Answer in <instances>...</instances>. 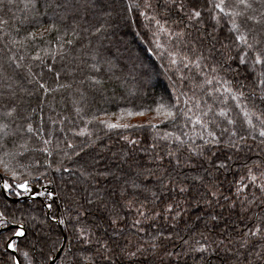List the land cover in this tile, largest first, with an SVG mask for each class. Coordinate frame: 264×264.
Listing matches in <instances>:
<instances>
[{"label":"snow or ice","instance_id":"obj_1","mask_svg":"<svg viewBox=\"0 0 264 264\" xmlns=\"http://www.w3.org/2000/svg\"><path fill=\"white\" fill-rule=\"evenodd\" d=\"M24 3L36 14L20 23L33 31L17 39L21 29L3 31L0 18L4 49L20 50L0 62V151L15 160L31 143L38 155L36 167L18 164L26 172L0 169V192L32 197L0 207V264H264V0H144L126 9L154 8L158 30L175 38L162 66L179 75L146 108L163 118L162 133L158 123H113L94 110L114 65L84 40L103 33L115 0H44V13L37 0ZM48 34L42 51L52 63L31 46ZM160 47L149 51L163 60ZM132 70L147 86L149 69ZM52 104L64 107L46 120L42 106L55 113ZM99 125L150 139L119 135L113 151L88 131ZM9 142L23 151H5ZM41 179L54 187L38 190Z\"/></svg>","mask_w":264,"mask_h":264},{"label":"trees","instance_id":"obj_2","mask_svg":"<svg viewBox=\"0 0 264 264\" xmlns=\"http://www.w3.org/2000/svg\"><path fill=\"white\" fill-rule=\"evenodd\" d=\"M143 2L144 0H115L114 10L108 9V11H111V14H113L114 17L110 18V23L105 26V30L103 31V33L96 34L95 37L87 36V38L84 40V43L88 44L89 42H91V46L99 49L100 55L114 65L112 73H109L111 79H109L108 76L104 77V88L101 89L100 93H97L95 96L94 110H102L97 111V114L100 115L102 119H106L109 122L113 123H130L134 125L143 124L147 121L158 123L159 130L162 133L166 130V125L164 122H162L163 118L160 117L159 120L154 119L155 113L147 112L146 108L148 106L155 108L153 100H158L161 97H165L166 94L171 93L172 89L169 76L175 78L179 75V73H177L175 70V66L173 67L171 72L168 71L167 67L162 66L168 64L167 49L170 47L175 38H172V40H170L167 35L155 37V31L158 30L157 24H155L154 26L153 19H150L149 21L145 19V16L140 15V11L145 10L146 14H149L150 17H152L153 15H155L154 8L146 10L141 7L139 10H126L133 4L138 3L142 5ZM150 3H152L153 5H157L163 3V0H150ZM37 4L39 12L44 13L46 11L44 7V0H37ZM35 14L36 13L32 12L30 9H26L24 0H13L12 5H8L5 0L4 5L0 7V18L8 21V27H4L3 31L7 32L10 28H19L21 29V31L16 38L19 39L20 37L25 36L27 31H33V29L27 24H21L20 21L22 20L24 15L34 16ZM205 15L207 16V14ZM89 18L93 19L92 17ZM39 19L42 23L47 21V17L44 15H41ZM157 19H159L158 16ZM93 22H95L94 19ZM97 26H99V24H97ZM162 34L164 33L162 32ZM50 37H54V34H48L47 36H45L44 43H40L38 40L31 42V46L33 48L41 49V51L39 52L41 56L48 55V63L53 62L51 55L45 53L44 51H42V49L50 48V45L47 43V40ZM128 40H131L130 43H127ZM157 44L161 45L158 51L163 54V60H161V57L156 55L155 52L149 51L150 48L155 49ZM12 52H20V50L12 49V51L9 52L7 49H4L3 40L0 39V62H2V58L5 56V54L11 55ZM89 62H91L90 57ZM133 65H136L137 71L142 65L149 69V71L151 72V79H147L144 81L147 86H141V80L137 78L136 71L132 70ZM57 67H59L58 61ZM153 70L160 74L159 82L155 85L152 74ZM36 71H39V69H36ZM117 77L119 79H117ZM13 79H15V77H13ZM0 90H3V88L0 87ZM56 100L59 101V93L56 94ZM42 107L45 108L44 116L47 120L49 116L60 114L61 108H63L64 106L63 104H61L59 107H56L55 104H52V107L55 108V113L49 111L47 105H44ZM257 107H260L258 103ZM128 111H131L133 113L144 111L145 114H133L130 116L128 115ZM103 113H107V116H105ZM63 114L65 116L68 115L67 112H64ZM33 115L34 118L38 121L40 113L36 112ZM71 118L73 120H76V117L74 115ZM83 126L84 125L82 123H78L77 130ZM52 127L59 128L62 127V125L57 124ZM88 131H91L93 133V136L98 138L97 143L107 144L109 146L115 145L113 151H115L116 148H119L120 144L123 143L122 141L120 143H117V141L119 140V135H125L140 139L149 137L150 139L149 131H145L142 129L121 128L108 130L102 125H99L90 126L88 128ZM17 143H23V141H17ZM33 146L34 145L31 143L26 145L29 151L25 153L23 157L17 155L15 160L11 159L9 156H6L4 154V151H0V169H3L4 162H7L9 166L14 168L17 172L27 171L26 169L18 167V164H28L32 167H36V164L32 157L38 154L31 151ZM252 148L255 149L256 145L253 144ZM5 151H14L20 153L23 151V149L14 147L13 143L9 142ZM110 154L111 153H108V155ZM248 155L252 159L256 158L255 151H253L252 153H248ZM40 170L43 171L44 169L41 168ZM40 185H44V187L47 186L49 187V189L54 187L49 186L46 179H41L37 187H39ZM5 198L7 199V202L11 208L30 204L32 200V198L16 199V196L14 195L9 196L6 193L0 192V207H2ZM45 211H47V209H40V212ZM241 228H243L242 225ZM21 259L23 258L21 257ZM56 264H59L58 258Z\"/></svg>","mask_w":264,"mask_h":264},{"label":"rangeland","instance_id":"obj_3","mask_svg":"<svg viewBox=\"0 0 264 264\" xmlns=\"http://www.w3.org/2000/svg\"><path fill=\"white\" fill-rule=\"evenodd\" d=\"M147 10V9H146ZM145 13H146V11L145 10H143ZM148 12V11H147ZM150 12V11H149ZM146 16H147V18H145V19H147V20H149L150 21V19L152 20V17H150V15L149 14H146ZM111 17H114L113 16V14H111ZM118 17V16H117ZM155 24H156V20H154V26H155ZM155 37H160V36H166L165 35V33L164 34H162V32H160L159 30H157V31H155ZM130 41L131 40H128V42L127 43H130ZM158 41H159V39H158ZM137 47H138V45H137ZM152 74H153V81H154V85L155 84H158V82H159V79H160V74L158 73V72H156V71H152ZM46 188H47V186H45V187H43V188H40V186L39 187H37V189L38 190H40V191H45L46 190ZM49 188V187H48ZM43 189V190H42ZM25 195H30V194H28V193H25ZM16 198H17V196H16Z\"/></svg>","mask_w":264,"mask_h":264}]
</instances>
